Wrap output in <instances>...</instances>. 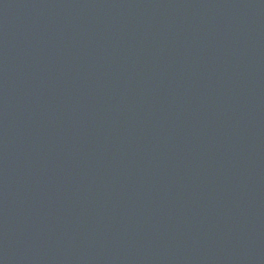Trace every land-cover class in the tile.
<instances>
[{"label":"water","instance_id":"1","mask_svg":"<svg viewBox=\"0 0 264 264\" xmlns=\"http://www.w3.org/2000/svg\"><path fill=\"white\" fill-rule=\"evenodd\" d=\"M0 264H264V0H0Z\"/></svg>","mask_w":264,"mask_h":264}]
</instances>
